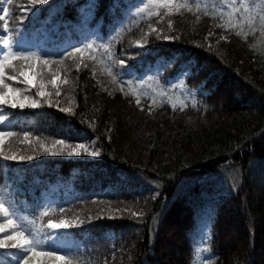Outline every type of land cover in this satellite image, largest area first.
<instances>
[{
	"label": "trees",
	"instance_id": "16d2710c",
	"mask_svg": "<svg viewBox=\"0 0 264 264\" xmlns=\"http://www.w3.org/2000/svg\"><path fill=\"white\" fill-rule=\"evenodd\" d=\"M149 2L55 0L40 11L33 23L46 31L42 55L59 61L89 42L95 51L62 75L58 100L66 101L42 115L3 106L9 119L0 130L19 141L25 132L49 138L67 125L94 139L101 156L3 159L0 189L17 216L37 227L58 220L61 208L67 218L83 219L72 229L80 231L81 264H264V34L259 23L254 32L244 29L246 38L218 27V17L196 11L202 0H188L191 12L152 9L159 14L150 18L138 12ZM207 3L210 11L221 0ZM5 4L0 0V8ZM153 28L178 38L158 39ZM145 37L146 51L136 55L135 42ZM105 44L111 59L96 47ZM129 82L147 93L140 96L143 107L125 95ZM49 191L55 205L41 220ZM5 259L0 252V264Z\"/></svg>",
	"mask_w": 264,
	"mask_h": 264
},
{
	"label": "snow or ice",
	"instance_id": "6c2138e0",
	"mask_svg": "<svg viewBox=\"0 0 264 264\" xmlns=\"http://www.w3.org/2000/svg\"><path fill=\"white\" fill-rule=\"evenodd\" d=\"M30 7L22 9V11L32 12L35 15L39 9L36 8L37 5L46 4L47 0H29ZM12 0H7L6 6L2 8V13L0 14V24H2L4 36L0 37V106H11L13 108L19 107L21 109L25 107L37 108L40 107L42 102L52 105L53 101L51 99L53 93L46 90V85L51 84L56 85L57 75L54 73L52 78L49 80L38 79L35 84L28 79L27 73L23 70L19 71L18 75L10 74L9 70L15 72L17 70V64L14 61L22 62L21 67H27L28 70L36 69L37 65L42 67H47L51 71V66L53 64H63L65 57H71L76 59V54H79L80 63L76 64V68L79 69L83 63V57L86 52H94V44L92 42L83 43L80 47H73L71 52L65 51L63 56L59 61H55L51 56L45 54L42 55L38 51H29L23 48L17 39L13 36L12 30L9 28L8 16L10 15V7ZM155 8L157 10L163 8L166 9V14L180 13L181 9H187L191 12L192 5L188 0H184L183 3H177L176 0H150L149 3H144L142 8L138 9V12L143 14L146 13L147 17H153L158 15L157 12H153L151 9ZM195 9L197 12L204 11L205 15H211L213 17H218L222 23L218 25L225 30L235 32L238 37H247L248 33L244 31L247 27L250 31L256 30V24L259 23L260 31L264 34V0H221V4L217 6L216 3H212L211 10L209 11V5L207 0H202V2H197L195 4ZM21 16V19H24ZM162 19V17H161ZM169 27L172 25V21H168ZM152 31L156 32L158 39L173 40L178 37L171 35H160V32L155 28ZM211 35V33H209ZM221 40H227L228 37L225 35L220 36ZM149 41L147 37L144 38L143 42L137 40L135 42L136 48L138 49L136 55L141 52L146 51L145 45ZM96 47H103L107 52L109 59L112 57V53L109 50V46L98 45ZM90 59H97L95 56H89ZM103 63V61H100ZM125 60H119L120 65H124ZM84 67H87L85 64ZM108 74L112 75L111 69H107ZM34 75L39 76L38 72H34ZM23 77L22 83L26 86L24 88L14 87L11 83L7 81H19V78ZM113 82L116 81V77L112 76ZM66 82V81H65ZM32 88H35V94H27L31 92ZM120 90L123 91V85H121ZM131 94L136 97V104L141 105L140 96L147 95V93H140L136 88L131 87V82H129V91L125 95ZM56 96H59V90L55 92ZM40 98H43L41 100ZM155 103V99H153ZM195 100L193 104L195 105ZM181 104L186 107L187 105L181 101ZM56 106H59L58 103ZM172 107L175 108L176 104L173 103ZM64 112L72 113L73 109L70 107L61 109ZM149 111H152L151 107ZM5 120L3 115H0V123ZM16 134L13 132L0 131V157L4 160L11 161H25L32 160L33 155L19 154L13 151L10 147H5L6 140L8 138L14 137ZM24 140L21 143H27L31 145L32 140L29 139L30 133L25 132L23 134ZM39 148L34 149V152H39L42 150L43 154L49 155H67V156H81L87 155L92 157L101 156L99 149H92L87 143H68L64 139H54L51 144L46 143L39 137H36ZM52 210L49 208H44L41 212L40 219L43 220L45 217H49ZM128 211V209H125ZM61 216L58 220L48 218L47 224H40L39 227L36 226L35 220L29 219L24 216H17V212L14 207L6 200L3 190L0 189V249L4 250H16L15 264H81V259L75 253L70 251H65L63 254L62 249L53 248L46 249L44 240L41 239L40 233L45 229H68L72 227H77L84 224V220L80 219L78 216L72 218H65L63 213L65 209H59ZM142 212L133 213L134 217H141ZM100 216L95 217L89 216L88 219H99ZM205 247V251H209ZM204 264H208L204 261Z\"/></svg>",
	"mask_w": 264,
	"mask_h": 264
},
{
	"label": "rangeland",
	"instance_id": "374dc122",
	"mask_svg": "<svg viewBox=\"0 0 264 264\" xmlns=\"http://www.w3.org/2000/svg\"><path fill=\"white\" fill-rule=\"evenodd\" d=\"M55 0H47L46 4H42V5H37L36 8L39 9V11L33 15L32 12H26V11H22V9L28 8L30 7V2L29 0H12L13 2V13L11 15V18H9V28L12 30V34L13 36H17L15 37L17 39V41L21 44H25L26 42H30V44L32 45L31 47L34 49L35 45L38 43H41L43 41V38H40V36H44L46 35V32L44 30H39V24L37 23H33L35 18L39 15L40 11L44 10V8H47L48 6H50ZM10 6V5H7ZM153 10H156L155 8H152ZM151 9V10H152ZM21 16H24V19H21ZM30 26L37 28L39 31L38 34V39L37 40H33V39H28L26 38V32L29 30ZM3 31L2 28V24H0V35L1 32ZM81 58H77L75 60H71V61H63V64H53L51 66V71L47 68V67H42L40 65H37L36 69L34 70H28L26 66H24L23 68L21 67L22 62L20 61H14V63L17 64V70L15 72H13L12 70H9L10 74H15L18 75L19 71L23 70L27 73L28 79L32 81L33 84H35L37 82L38 79H45V80H49L52 78V75L55 73L57 75V81H56V85L53 86L51 84L46 85V90L49 92H52L53 95L51 97L53 103L52 105H49L47 103H43L41 104L40 107L37 108H31V107H25L23 109L16 107L13 108L14 111L17 110V108L19 110H24L25 112H30L33 111L34 113H39L42 115L45 113V108L52 106V107H56L57 103L59 104V102H64L66 101L65 98H62L60 100H58L59 96L55 95L56 90H59V95L61 93V87L57 88L58 82H60L61 86L62 83L64 82L63 80V76L66 78V73L67 70H70L71 68L75 67L77 63L80 62ZM34 72H38L40 75H34ZM63 75V76H62ZM23 77L19 78V81H7L9 83H11L14 87H21L24 88L26 87L23 83ZM35 88H32L31 92L27 93L30 95H34L35 94ZM41 100H43V98H40ZM58 100V101H57ZM67 108V107H66ZM28 116V115H27ZM60 135L56 136V134L60 133ZM63 133V134H62ZM36 135H34V138L31 137L30 140L33 141V143L31 145L27 144V143H21V141L24 140V136L22 135L19 138V141L17 140H10L9 138L6 140V144L5 147H10L13 151L18 152L19 154H24V155H33V159L32 160H25V161H15L16 163H25V164H29V163H42L45 160H49V159H64L66 161H77L76 159H95L97 157H92V156H87V155H81V156H67V155H49V154H43L42 150H40L39 152H34V149H38L39 145L38 142L36 141ZM41 140H44L46 143L51 144L52 140L54 139H64L66 140L68 143L71 144H76V143H87L89 145L90 148L92 149H98V147H95V140L91 139L89 137H87L85 134L80 135L79 137L76 136L74 134V132L69 131V127L67 125L63 126V129H55L53 135L49 136V138H42L39 137ZM3 160L2 157H0V161ZM54 204V200L53 197L51 196V194H47L45 199H44V205H43V210L44 208H51V206ZM66 217V213L63 214ZM48 220V219H47ZM47 220L45 222V225L47 224ZM78 227H72V228H68V229H64V228H60V229H45L44 231H42L40 233V237L42 240H44V244H45V248L46 249H53V248H59L62 249L63 251L61 252V254H63L65 251H70L73 252L74 248H75V244L76 241L73 238L72 235L69 234V229H76ZM55 242V243H53ZM0 250H4V249H0ZM8 251V250H6ZM15 257H13V263L15 262ZM12 264V263H11ZM15 264V263H14Z\"/></svg>",
	"mask_w": 264,
	"mask_h": 264
}]
</instances>
